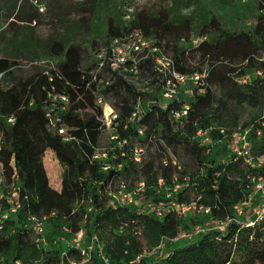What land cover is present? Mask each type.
<instances>
[{
    "label": "trees",
    "instance_id": "1",
    "mask_svg": "<svg viewBox=\"0 0 264 264\" xmlns=\"http://www.w3.org/2000/svg\"><path fill=\"white\" fill-rule=\"evenodd\" d=\"M58 1L50 0L56 5H59ZM175 1L174 5L160 6L155 10L136 11L134 22L146 35L158 41L164 40L174 47L176 54L172 58L178 70L193 71L187 68L190 59L207 62L205 90L203 93L193 94V99L188 103L186 120L180 126L170 121L167 112L160 109L157 102H149L160 99L159 83L148 82L153 87L146 89L148 83H145V78L153 73L149 58H141L137 79H132L127 73L125 76L116 73L114 81L103 87V90L114 99L117 117L112 126L117 139L125 140L121 147L125 150L122 156L117 143L104 147L99 145L102 108L96 102L97 83L91 80L93 65L81 71L84 58L81 44L70 43L69 39H62L59 35L51 36L45 42L46 51L54 56L62 55L63 59L55 65L33 64L32 69L26 73L21 72L19 62L12 53L0 55V163L4 178L11 181L16 177L18 184L15 215L13 218L0 220V256L3 258L0 260L5 264L19 261L14 252L23 248L24 236L31 230L27 226L30 220L32 222L31 216L42 219L43 223L48 219L56 232L61 230L60 223H66L65 228L69 227L74 235L80 231L82 234L88 231L89 240L82 244V248L93 237H97L87 259L90 264H117L120 260L125 264H140V261L142 264H151L142 257V248L134 236L139 231L135 224L138 219L145 222L154 220L164 242L163 251L170 254L174 264H225L231 258L232 249L243 243L249 254L248 260L243 264H253L255 260L264 261V230L241 226L235 222L234 217L238 199L248 193L246 175L264 173V164L258 167L247 166V171H243V158L235 157L236 154L230 147L228 161L217 162L215 153L218 148L215 149L212 143L209 146L200 144L195 136L197 129H205L211 139L217 138L223 143H227L231 137V129L217 124L213 117L215 114L210 111L213 104L210 83L229 85L224 90L228 97L240 99L242 96H253L254 89H247L248 84L238 83L233 73L250 67L264 69V59H260L264 55V0H256V14L247 29L228 31L222 28L218 17L213 13L199 15L203 20L200 25L201 35L210 36L180 51L176 50L177 42L191 38L193 15L178 11L179 1ZM10 2L12 3L5 1L4 6L9 8ZM26 3L27 5L23 2L19 4L15 16L21 21H35L36 14L24 8L29 4ZM106 21L108 40L125 28L115 17L108 16ZM76 75L80 78L79 82L73 83ZM59 94L67 96V101L58 98ZM138 97L143 107L147 108L138 115L137 120L132 121L129 118ZM180 102L185 101L180 99L170 106L178 108ZM49 109L61 117V122L67 127L69 139H64L49 125L46 115ZM9 117H12L11 121L8 120ZM137 125L144 127V145L140 146L145 148L150 145L147 159L142 157L143 150L139 161L133 158V146L128 147L126 144L127 139L137 135ZM218 127H224L225 134L220 133ZM157 131L170 145L181 146L198 165L202 175L199 188L215 198L212 206L207 205L209 212L206 214L220 221L226 217L231 218L221 232L201 227L192 238L179 241L178 235L168 230L170 225L174 232L176 218L182 216L174 204L191 202L182 195V191L174 192L171 196L174 199L172 207L165 209L160 216L155 210H136L133 203L122 204L115 199L124 181L120 176L121 172L111 165L113 158H128L135 164L142 163L144 174L151 173L156 163L161 162L164 176L155 177L153 185L157 188L164 187L168 183V177H173L171 159L158 153L161 150L156 143ZM260 133L264 136V129ZM248 137L250 139V131ZM46 149L53 150L57 159L65 165L60 189H55L48 183L42 161ZM164 159L166 164L163 163ZM236 169L241 172L239 188L235 187L237 181L231 175ZM141 188L145 190V182ZM108 200L113 203L106 205ZM0 205L2 210H9L15 203L8 202L4 196L0 198ZM199 211L202 210L196 209L183 214L191 216L190 221L194 227L199 224L194 217L199 216ZM103 224L108 225L109 232L115 235L110 244L105 246L96 233ZM11 225L16 227L13 233L9 232ZM98 244L105 259L98 253ZM80 249L77 247L63 251L64 253H60L61 262L57 264L63 261L69 264L71 251L77 250L80 253Z\"/></svg>",
    "mask_w": 264,
    "mask_h": 264
},
{
    "label": "rangeland",
    "instance_id": "2",
    "mask_svg": "<svg viewBox=\"0 0 264 264\" xmlns=\"http://www.w3.org/2000/svg\"><path fill=\"white\" fill-rule=\"evenodd\" d=\"M7 0H0V55L11 54L14 59L19 62L21 72H28L32 68L29 61L37 60V65H46L52 63L55 65L63 59L62 55L54 56L46 51L45 42L51 36H61L67 38L70 43H79L83 48L84 58L82 62L81 71L85 70L87 66L93 65V52L100 46H104L108 42L107 35V17H115L119 23L125 25L122 19V13L125 7L129 4L134 6L135 11L140 9L155 10L160 6L174 5L175 0H59L57 3H52L50 0H8L12 1L9 8L4 6ZM177 7L182 14L193 15L192 20V35L190 40L185 41L180 39L177 42L178 51L188 49L196 45L201 39L210 36L201 35L200 25L203 22L199 15L205 12H211L218 17L222 28L232 31L241 28L247 29L253 23L254 15L256 14V0H178ZM28 2V6L24 8L36 14V20L32 22L21 21L16 18L15 13L18 10L20 3ZM195 14V15H194ZM164 51L172 56L174 47L160 40ZM34 54V55H33ZM40 61V62H39ZM43 61V62H41ZM187 68L193 71H207L208 63L205 61L192 60L187 63ZM237 70L233 73L234 79L241 85L248 84V88L254 89L253 96L228 97L224 90L229 87L225 83L213 84L209 87L213 92V104L211 112L215 114V122L219 125L230 128L232 131L236 127H250V154L253 156L255 163L260 156H264V136L260 133L264 129V69L247 68ZM155 78V76H154ZM79 76L76 75L72 81L79 82ZM225 84V85H224ZM148 87V88H147ZM146 89H150L153 85L148 84ZM102 88L101 90H103ZM193 94H196V87L193 83H188L184 86L180 93V99L189 103L193 99ZM199 94V93H197ZM105 100L108 103H114V99L110 93L104 92ZM103 111V107H102ZM107 111V110H106ZM210 113V112H209ZM144 128V127H143ZM259 130V133L257 132ZM160 131V130H159ZM157 131L155 134L156 143L158 144L161 156H166L171 159L173 177H168V183L164 187H155V177L164 176L163 166L161 162L156 163V167L151 173L144 174L142 172V163L135 164L130 159H115L112 160V167H116L121 172L123 183H121L118 192L116 193V200L122 204H134V209L152 211L158 207L163 209H170L173 205L171 196L174 192L182 191V195L191 202H201L204 205L212 206L215 198L206 190H201V170L196 162L188 157L181 146L170 145L164 137ZM238 131V130H237ZM112 123L106 127H102L99 136L100 147L115 145L117 138ZM212 146L217 149V162L224 163L230 157L229 141L223 143L217 138H212ZM128 147L144 145L143 136L137 134L126 140ZM211 145V144H210ZM224 145V146H223ZM228 145V146H227ZM144 147V146H143ZM150 145H146L143 152V158L147 159ZM100 150V149H99ZM49 159L50 161H47ZM43 165L48 177V183L55 189H60L62 173L65 169L63 165L55 156L51 149H46L42 156ZM13 163V162H11ZM250 165L243 163L241 169L247 171ZM264 170V169H262ZM2 165L0 164V198L6 196L7 201L15 203L17 200V178L8 181L2 174ZM240 170H234L231 175L237 181L236 186L239 188L241 181ZM146 184L145 190L141 188L142 184ZM160 183H163L161 180ZM119 190H121L119 192ZM184 193V194H183ZM125 194V195H124ZM247 195L238 199L236 210L234 213L235 222L241 224L248 218H251V209L259 202V196L252 198L248 205H243L242 202L246 200ZM131 199V200H130ZM190 202V203H191ZM113 203L108 200L107 204ZM2 205H0L1 208ZM241 206L242 211L239 213L237 208ZM4 212H7L6 217L13 218L15 210L12 207L8 209H0V218L3 220ZM185 210L181 212L182 216L176 218L177 224L175 230L168 225V230L173 234L178 235V239H190L196 232V226L190 221V217ZM199 216H194L199 223L198 227L212 228L217 232H221V221L213 218L206 213L199 211ZM30 232L24 236V244L22 250L14 252L18 256L20 264H57L60 261V253L67 251L70 248H77L82 244H86L89 238V232H85L80 236H76L70 232L69 227L65 228L66 223H60L61 230L56 232L53 229V223H49L48 219L44 220V233L41 239L37 240L38 235L33 228V221H29ZM136 226L139 229L138 234H134L139 241L142 248V257L151 264H174L170 259V254L163 251L162 237L159 235L158 225L151 220L145 222L142 219L136 221ZM108 225L99 226L96 233L105 246L110 244L115 235L108 230ZM16 227L9 226V232L13 233ZM246 234V233H245ZM131 235V234H130ZM242 237L244 234L241 235ZM251 237L248 238V241ZM64 253V252H63ZM249 254L246 253L245 243L241 246L236 245L232 249L231 258L225 264H243L248 260ZM2 256H0V259ZM3 259V258H2ZM138 258L136 257V260ZM69 260V261H68ZM69 264H90L84 260L81 253L77 250H72L68 257ZM71 261V262H70ZM139 261V260H138ZM73 262V263H72ZM0 264L5 262L0 260ZM15 264H17L15 262ZM62 264H66L64 261ZM117 264H125L120 260ZM142 264V261H140ZM253 264H264V261L255 260Z\"/></svg>",
    "mask_w": 264,
    "mask_h": 264
},
{
    "label": "built area",
    "instance_id": "3",
    "mask_svg": "<svg viewBox=\"0 0 264 264\" xmlns=\"http://www.w3.org/2000/svg\"><path fill=\"white\" fill-rule=\"evenodd\" d=\"M135 12L136 11L133 5L129 4L126 6L122 16L123 21H125V28L123 31L118 35L112 36L104 46L98 47L93 52V67L90 71V74L91 80L97 83L95 89L96 102L101 108L103 107L101 126H108L110 123H113L114 119L117 117V111L115 110L112 103L110 104L105 100L104 91L101 89L114 81L116 73H122L123 76H125L127 73L132 79H137L139 75V62L141 58L150 59L153 71L151 76H147L145 78V83H151L154 81V83L160 84V99L158 101L152 99L149 102H157L160 109H163L167 112L170 121L175 125L181 126L186 120L189 104L187 102H180V106L178 108L171 107L170 104L174 101H180V93L184 86L188 83H193L195 85L196 93H203L206 85V71L198 72L178 70L176 68L174 59L164 51L160 41L154 37L146 35L144 30L134 22ZM260 59H264V55H262ZM37 63V60L29 61L30 65ZM57 97L62 101H67L68 99L67 96L60 94L57 95ZM146 108V106L143 107L142 101L138 97L129 119L132 121L134 119L137 120L136 118L138 115H140ZM46 115L49 119V125L56 129L64 139H69L70 136L68 135L67 127L61 122V117L56 114V112L53 114L50 109L47 110ZM8 120L11 121L12 117H9ZM262 124H264V122H262ZM218 128L220 133L225 134L224 127ZM143 130L144 128L141 125H137V134L143 135ZM249 131V126H238L236 129H233L229 139V146L236 154L235 157H241L243 158L244 162H247L250 166L258 167L264 164V156L255 158L257 159V162H259L258 164L254 162L252 158L253 156L250 154V141L248 139ZM257 132L259 133V130ZM195 136L199 140L200 144L209 146L212 143L211 137H209L207 130L205 129H197ZM112 137L117 138L116 135H113ZM124 142L125 140H117V145L120 148L121 156L125 154V150H122L121 148ZM143 150V146L140 145L133 147V158L136 161L140 160ZM163 163H167L166 159L163 160ZM104 168H106V166H104ZM246 176L248 178V193H246V200L243 201L242 204L248 205L252 198H256L257 196H259V202L252 207L251 218H248L240 225L257 227L259 230H264V173H248ZM161 180L162 179H159V182H161ZM120 191L121 190H119V192ZM174 205L177 212L179 213L184 212L186 209H191V211L198 209L202 210L204 213L209 212V206L202 205L197 202H191L189 204L175 203ZM17 206L18 203L16 200L15 205L11 206L12 210H15ZM164 210L165 209L158 207L155 212L160 216ZM237 211L239 213L242 211L241 206L237 208ZM6 214L7 212H4V218L6 217ZM30 218L33 221V228L35 232L40 235V237L37 236V240H39L44 233V223L42 219L35 218L34 216H31ZM0 220L2 219L0 218ZM230 220V217H226V219L221 221L220 227L222 230ZM199 229L200 228L196 226V231ZM139 232L140 231H138V233ZM80 235L81 231L76 234L77 237ZM96 242L97 237H93L92 241H90V243L84 248L79 247L77 244V247L81 248L80 253L83 255L84 260L88 259L90 250L93 247L92 244ZM97 250L100 256L105 259L99 244ZM16 263L20 264L19 261H16Z\"/></svg>",
    "mask_w": 264,
    "mask_h": 264
}]
</instances>
